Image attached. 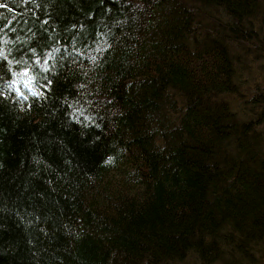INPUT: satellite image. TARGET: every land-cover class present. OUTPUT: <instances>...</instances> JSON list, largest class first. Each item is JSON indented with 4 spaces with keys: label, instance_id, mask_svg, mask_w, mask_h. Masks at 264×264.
<instances>
[{
    "label": "trees",
    "instance_id": "obj_1",
    "mask_svg": "<svg viewBox=\"0 0 264 264\" xmlns=\"http://www.w3.org/2000/svg\"><path fill=\"white\" fill-rule=\"evenodd\" d=\"M263 61L264 0H0V264H264Z\"/></svg>",
    "mask_w": 264,
    "mask_h": 264
},
{
    "label": "rangeland",
    "instance_id": "obj_2",
    "mask_svg": "<svg viewBox=\"0 0 264 264\" xmlns=\"http://www.w3.org/2000/svg\"><path fill=\"white\" fill-rule=\"evenodd\" d=\"M262 63V64H260ZM249 64H252L253 67H247L246 70L249 72L251 71L252 75H258L259 77L264 76V61L263 62H249ZM258 73V74H257ZM246 77H244L245 79ZM263 79V78H261Z\"/></svg>",
    "mask_w": 264,
    "mask_h": 264
},
{
    "label": "bare ground",
    "instance_id": "obj_3",
    "mask_svg": "<svg viewBox=\"0 0 264 264\" xmlns=\"http://www.w3.org/2000/svg\"><path fill=\"white\" fill-rule=\"evenodd\" d=\"M141 136V135H140Z\"/></svg>",
    "mask_w": 264,
    "mask_h": 264
}]
</instances>
